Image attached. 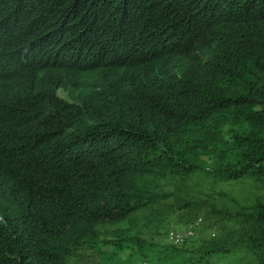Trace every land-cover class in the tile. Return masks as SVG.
<instances>
[{"label": "trees", "instance_id": "trees-1", "mask_svg": "<svg viewBox=\"0 0 264 264\" xmlns=\"http://www.w3.org/2000/svg\"><path fill=\"white\" fill-rule=\"evenodd\" d=\"M100 243L264 264V0H0V264Z\"/></svg>", "mask_w": 264, "mask_h": 264}, {"label": "rangeland", "instance_id": "rangeland-1", "mask_svg": "<svg viewBox=\"0 0 264 264\" xmlns=\"http://www.w3.org/2000/svg\"><path fill=\"white\" fill-rule=\"evenodd\" d=\"M202 220L203 219L201 217H198L194 222H202ZM201 222L196 224L197 226L195 225V228L192 222L187 223L179 216H170L165 222H154L149 224L148 227L150 228L147 227L145 236L149 241L157 240L160 243H169L174 246L180 245L179 243L172 244L169 242L167 238V231L169 227L174 225L178 230H181V228L187 225L193 226L194 232L185 240L189 239L191 236L193 239L198 238L199 236L208 237L209 233L214 229H205V225L201 224ZM100 249L102 251L99 254H95L93 256L89 255L92 259L89 260L85 256L79 260L78 264H160L162 261L161 259L155 257L151 252L148 256H144L142 254L143 250L135 246H125L121 250H118L111 243H100Z\"/></svg>", "mask_w": 264, "mask_h": 264}, {"label": "built area", "instance_id": "built-area-1", "mask_svg": "<svg viewBox=\"0 0 264 264\" xmlns=\"http://www.w3.org/2000/svg\"><path fill=\"white\" fill-rule=\"evenodd\" d=\"M198 222H193V226H195ZM193 226L187 225L181 230H178L174 225H171L167 231V238L172 244H180L186 238H188L194 232ZM213 234V233H212Z\"/></svg>", "mask_w": 264, "mask_h": 264}]
</instances>
